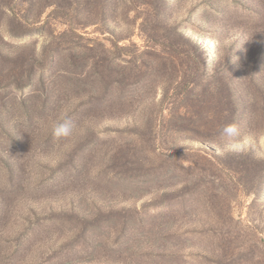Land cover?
<instances>
[{"label": "rangeland", "instance_id": "1", "mask_svg": "<svg viewBox=\"0 0 264 264\" xmlns=\"http://www.w3.org/2000/svg\"><path fill=\"white\" fill-rule=\"evenodd\" d=\"M0 264H264V0H0Z\"/></svg>", "mask_w": 264, "mask_h": 264}, {"label": "clouds", "instance_id": "2", "mask_svg": "<svg viewBox=\"0 0 264 264\" xmlns=\"http://www.w3.org/2000/svg\"><path fill=\"white\" fill-rule=\"evenodd\" d=\"M75 128L76 126L74 121L65 117L53 126L52 134L58 139L69 138L74 134ZM220 132L225 150L237 151L242 149L243 144L238 143L241 136L238 124L234 122L227 123L222 126Z\"/></svg>", "mask_w": 264, "mask_h": 264}, {"label": "trees", "instance_id": "3", "mask_svg": "<svg viewBox=\"0 0 264 264\" xmlns=\"http://www.w3.org/2000/svg\"><path fill=\"white\" fill-rule=\"evenodd\" d=\"M144 5H145V4L141 2L140 4H137L135 7H137V6H141V7H142V6H144ZM113 45H114V44H113ZM115 45H116V44H115ZM184 51L187 52V54H189V53H191V52H190V51H191V48L188 47V49H185ZM154 52H155V51H154ZM155 54H156V53H155ZM107 70H108V71H107ZM112 70H113V66L110 65V64L107 65V69H106V71H107L109 74H111V75H113V71H114V70H113V71H112ZM207 77H208V76H204L203 78L206 79ZM177 84H178V86H182L183 83H182V82H177ZM187 87H189V86H187ZM163 88H165L164 91H166V89H168V88H166V85H164Z\"/></svg>", "mask_w": 264, "mask_h": 264}]
</instances>
